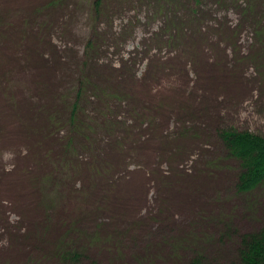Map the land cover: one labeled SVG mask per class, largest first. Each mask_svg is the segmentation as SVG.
I'll use <instances>...</instances> for the list:
<instances>
[{"label":"rangeland","instance_id":"374dc122","mask_svg":"<svg viewBox=\"0 0 264 264\" xmlns=\"http://www.w3.org/2000/svg\"><path fill=\"white\" fill-rule=\"evenodd\" d=\"M227 131L264 140V0H0V264H238Z\"/></svg>","mask_w":264,"mask_h":264},{"label":"trees","instance_id":"16d2710c","mask_svg":"<svg viewBox=\"0 0 264 264\" xmlns=\"http://www.w3.org/2000/svg\"><path fill=\"white\" fill-rule=\"evenodd\" d=\"M222 139L229 154L240 165L236 184L238 193L264 192V140L234 131L224 132ZM240 244L238 264H264V226L244 236ZM191 264L199 263L194 260Z\"/></svg>","mask_w":264,"mask_h":264}]
</instances>
